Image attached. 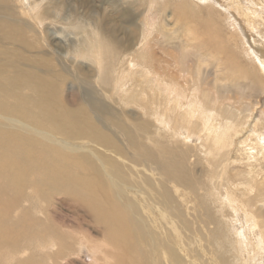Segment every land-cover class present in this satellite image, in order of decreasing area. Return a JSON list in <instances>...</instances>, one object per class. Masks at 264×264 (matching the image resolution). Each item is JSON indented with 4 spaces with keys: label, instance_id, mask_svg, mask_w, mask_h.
Instances as JSON below:
<instances>
[{
    "label": "bare ground",
    "instance_id": "obj_1",
    "mask_svg": "<svg viewBox=\"0 0 264 264\" xmlns=\"http://www.w3.org/2000/svg\"><path fill=\"white\" fill-rule=\"evenodd\" d=\"M131 1L135 10H137L138 5L145 0ZM102 2L114 5V0H102ZM191 3L187 0H180L178 5L186 10L189 15L199 16V10L204 9V7L199 9L197 4L193 6ZM165 4L161 3V6L165 7ZM252 4L257 6V1L252 0ZM207 6H209L208 9L204 10L207 14L210 13L211 16L212 12H209L211 5ZM176 9L179 8L176 7ZM16 10L20 11L22 16L24 10L28 17H32L36 23L42 26H45L47 21H72V23L69 22L70 25L65 26L64 24L65 27L72 30L71 33L75 36L70 42L71 49L78 57L92 62L98 75H96L95 91L97 99L91 98L92 104L97 108L96 111L104 109V100L108 98L107 91L109 87H114V92L129 98V93L123 88V81L127 79L124 76L129 73L127 75L124 73L125 68H117L114 72L116 71V74H119L114 79V72L110 71L107 65L108 56L111 53L109 41L114 37L111 33L106 37L101 26H99V21L94 20L93 16L85 15L84 18L77 14L73 15L70 13L72 8L66 2L59 4L57 0H0V36H10L15 32L21 34L18 32L16 18L13 16L16 14ZM254 10L247 9L244 16L247 17ZM114 15L120 16L119 5L115 6ZM161 16L159 8L152 10L150 19L148 18L149 20L146 21L154 22L144 25V31L136 28L138 29L136 35L131 30L130 36L125 38V42L130 43L135 40L131 46L135 44H137V47L140 45L141 47L146 46L150 41L151 30L156 28L157 19ZM145 17L147 16L145 15ZM251 17L252 15H250L249 20ZM259 23L264 26L263 21ZM146 27L150 30L148 31ZM27 31L32 33L30 25L27 26ZM204 33L209 36L211 34L210 29L204 27ZM261 33L262 39L258 40L256 37L254 41H251L253 44L250 42V48L241 36L240 43H232L236 47H238L237 44L242 47V51H239L240 55H234V64L237 69L228 71L231 75V78H226L229 83L225 82V78L222 83L223 80H218L219 77L211 82L213 89L210 88L211 86H209L199 67H197L195 73L190 71V69H193L191 65L185 62V53L179 52L180 54L178 53L177 57L169 54V58H164L161 54L155 57L154 61L156 63H153L149 58L153 49L149 46L143 49L142 60L136 62L138 65L131 70L141 80L127 79L131 85L138 88L137 91L132 92L130 99L133 104L142 105L141 108L147 118L143 117L148 121L143 126L147 127V131L134 124L132 130L135 134L131 133L129 127L132 123H127L126 121H129L127 118L121 124L114 121V126L120 130L118 133L125 140L132 143V148L137 153L135 160L138 161L142 158L140 152L141 141L145 147L144 155L148 157L149 161H142L141 165L143 167L149 165V171L158 169L161 173V179L157 181L158 188L161 189L159 192L162 193L160 198L168 196V184L172 185L176 194L186 197L185 194L189 193L191 196H187V199L194 198L195 201L196 197L203 198L200 203L203 217L199 213L200 216L194 220L195 226L192 233L187 230L180 231L176 221L170 225L172 231L166 242H171L172 245H169L167 249L169 247L177 249L178 255H175L172 250H168L167 253L163 251V247L155 239L156 233L148 228L147 224L158 228L157 216H150L146 220L135 216L136 209L133 203L125 201L127 193L120 188V184L122 185L119 180L121 168L116 162H114V170L102 166L95 167L97 176L94 175L93 179L94 181L97 179L100 181L96 184L95 189V187L80 178L81 173H83L81 170L82 161L90 168L93 166L90 159L84 158L83 155H68L62 147L54 148L52 145L43 142L39 137L11 132L9 133V143L13 147V151L7 160L0 163V177H2L0 178V189L8 192L11 190L17 196L16 187L19 179H17L15 168H19L20 164L15 157L20 158L23 155L26 166H32L35 161H41L42 164L51 167L53 180H48H59L65 183L62 188L64 193L77 199L81 198L88 203V207L89 199H93L94 211L100 215L98 222L105 227L108 237H106V240L115 249L113 264H160V258L172 264H179V261L186 264H203L208 250H216V256L208 259V261H217L215 264H219L222 260L227 263L231 261V264H264V175L261 170L256 169L254 164L256 157L257 160L264 161V109L260 108L259 117L253 118L254 107L258 103L256 96L264 91V32ZM210 41H214L213 46L216 44L212 48L216 55L220 54L221 49L224 50L223 41L209 38ZM197 46L201 47L203 43ZM212 50H210L209 55L213 52ZM191 51L190 54L192 55ZM8 52H4L5 57ZM202 52L204 53V51ZM201 54L194 55L197 60L203 61L201 60L202 55L206 57L207 54ZM140 55L141 53L136 59ZM121 56L123 57V55ZM114 61H116V58ZM17 63L18 61L15 62V64ZM32 66L33 68L31 67L30 70L20 69L17 71V74L22 77L19 80L26 82V86L27 80L31 76H24V74L36 73L33 70L36 65L33 64ZM20 67L24 68V65ZM171 67L175 69V73L171 72ZM2 71L3 68H0V77L3 79ZM178 74L179 79H177ZM5 78L8 79L7 76ZM180 79L183 86L192 83L189 91L182 88L179 83ZM217 81L220 84H217ZM5 84L4 81H0V86ZM16 85L18 84L15 82L14 89L0 87V115L17 114L34 124L44 125L61 133L60 121L78 129L73 134L76 138L82 134H88L94 126V121L89 115L90 110L83 103L73 105L75 103L72 102L73 107L60 105L57 100L53 99V92L50 93L52 98L47 102L40 86L38 88L34 86L31 94L28 89L22 93L16 91ZM135 92L138 93L137 100H134L136 99L134 98ZM236 98H241L238 101L239 108L231 101V99L235 101ZM55 105L58 108H55ZM7 108L11 111H8ZM108 108L114 110L112 107ZM68 113L69 115H67ZM105 117L109 121L116 120L111 115H105ZM252 122L249 135L243 137V134L247 131L246 127ZM151 124L154 125V127L152 125L154 136H151L153 131L151 134V129H149ZM19 126L20 129L31 131L53 143L51 135L47 131L24 120L19 121ZM1 131L0 129V135ZM95 136L104 143L109 142V139L102 134L96 133ZM161 136H165L171 141H160ZM237 139H239L238 143ZM176 142L190 149H186L187 151H184L182 155L178 150L179 152L174 156L167 155L169 156V158L166 156L168 159L159 156L165 154L166 145L175 144ZM155 147L156 150H152ZM233 150L235 155L232 158L230 153ZM189 151L196 152L198 161L205 165L201 177L193 178L188 173L189 168L187 169L185 163ZM243 159L246 161L245 168L241 171L232 172L229 168L230 164L233 161L243 164ZM63 170L73 174L78 186L59 179V172ZM26 182L30 183V180L26 179ZM147 184L150 188L149 183ZM48 185L51 186V183H48ZM197 194L201 195L197 196ZM187 199L184 198V202ZM147 202L149 208L155 209L154 202H151L149 197ZM2 215L6 216L5 209ZM93 216H96V214L94 213ZM163 216L166 217V215ZM18 220L21 221L20 226L3 222V226L7 229L0 230V264H6L7 262L11 264H60L59 260L67 258L65 256L74 249L78 255L83 252H90L92 257L99 254L103 257H109L103 250V247L107 245L106 243L96 246L88 244L87 240L85 244L80 246L79 242L74 243L77 247L73 248L68 243L62 242L66 239V236L63 237V235L59 237L61 242L60 247H58L56 237L50 236L48 233L38 235L34 230H31L29 238L24 241L31 242L28 246L31 252L26 246H23L27 250L25 259L23 261L20 259L15 260L14 258L18 256L15 254L13 257L12 250L16 252L13 241L18 242L19 238L14 235V232L24 230L25 232L22 233H27L29 231L28 224L31 222L30 219L21 217ZM197 225L206 230L212 228L213 225L212 229L217 233L216 242H212L211 246H208L209 240H205L200 247L187 248L196 240L193 233H196L195 227ZM141 246L144 248L147 246L153 250V254L144 256V261ZM53 247L54 249H52ZM225 248L229 250L230 261L225 259ZM160 250L163 252L162 256L158 255Z\"/></svg>",
    "mask_w": 264,
    "mask_h": 264
},
{
    "label": "rangeland",
    "instance_id": "obj_2",
    "mask_svg": "<svg viewBox=\"0 0 264 264\" xmlns=\"http://www.w3.org/2000/svg\"><path fill=\"white\" fill-rule=\"evenodd\" d=\"M57 1L59 4L66 2L67 5L72 8L70 13L73 15L77 14L84 18L86 16H93L94 20L96 19V21H99V26H101L105 36L108 37L111 33L114 37L109 41V50L111 53L108 56L107 65L110 71L114 72L117 68H125L124 73L126 75L129 74L124 76V78L139 79V81L141 80L139 76L131 70L134 66L138 65L136 62L142 60L143 49L149 46L153 49L149 57L153 63H156L154 61L155 57L161 54H163L164 58H169V54L177 57L179 52L185 53V58L187 60H185V62L191 65L193 69H190V71L195 73L197 67H199L201 69L200 71H202L201 73H203V76L207 79L209 86H211V82H214L218 77V80L221 81L225 78V82L229 83L226 79L231 78L228 71L237 69L234 64V55L239 56V51H242V47L238 44V47H236L232 43H240L241 36L246 45L250 48V42L254 41L256 37L258 40H261V32H264V26L259 23L261 21L264 22V0H256L257 6L252 4V0H187L190 3L193 2L194 4L191 3L193 6L197 4L199 9L200 7L208 9L209 6L207 5H211L209 8V12H212L211 16L210 13L207 14L206 10L203 8L199 10V16L189 15L186 10H183L180 5H178L180 0H145L138 5L137 10H135L131 0H114V5L103 3L102 0ZM161 3H166L165 7H162ZM116 5H119L120 16L114 15ZM176 7L179 9H176ZM155 8H159L162 16L157 19L156 28L151 30L152 33L150 34L149 43L143 47H141V45L137 47V44L131 46L135 40L126 43L125 38L130 36L131 30L136 35L138 29L144 31V25L154 22L146 20L148 18L150 19L152 10ZM247 9L255 10L252 14L245 17L244 15ZM22 12L23 16L20 11L17 10L16 14L13 15L16 18L15 22L18 25V32L21 34L15 32L14 34H10V36H0V59H2L0 60V68H3L1 74L4 75L3 79L0 77V81L6 83L4 86L0 87L14 89V84L16 82L18 84L15 87L16 91L22 93L28 89V92L32 94V88L34 86H36V88L40 86V88L43 89L42 93L45 95L44 97L47 102L52 98L50 93L53 92V99L57 100L60 105L73 107V105L83 103L90 110L89 115L94 121V126L88 134H82L80 137L76 138L73 134L78 129L72 128L68 124L60 121L61 133L47 126L34 124L14 113V115H0V129L2 130L0 135V163L7 160L13 151V147L9 143V133L11 132L30 137H39L43 142L52 145L54 148L58 149L62 147L64 149L63 151L68 155H83L84 158L90 159L93 165L90 168L82 161L81 170L83 173H81L80 178L82 181L95 187V189L96 184L100 182L99 179L96 181L93 179L94 175L97 176L95 167L98 168V166H102L103 168L114 170V162H116L121 168L119 180L122 185L120 184V188L124 189L127 193L125 201L133 203L136 209L135 216H139L144 220L150 216H157L158 228H154L152 225L149 226V224H147L148 228L156 233L155 239H157L159 244L163 247V251L167 253L168 250H172L175 252V255H178L177 249L172 247L167 249L169 245H172L171 242H166L172 231L170 225L176 221L180 231L187 230L192 233L195 226L194 220L200 216L199 213L201 217H203V213L201 212L202 207L200 205L203 198L200 196L196 197L195 201L194 198L187 199V196H191L189 193L185 194L187 195L186 197H183L181 194H176L171 184H168V196L160 198V194L162 195V193L159 192L161 189L158 188L157 182L158 179H161L160 171L158 169L149 171V165L147 167L141 165L142 161L149 162L148 157L144 155V144L140 141L142 158L136 161L135 158L137 153L132 148V143H129V140H125L124 137L118 133L120 130L114 126V121L121 124L127 119H129V121H126L127 123H132L129 127L131 133L135 134L132 130V125L134 124H137L147 131V127L143 126L148 121L144 110L141 108L142 105L137 106L133 104L130 99L132 92L137 91L138 88L135 87V85H131L127 79L124 80L123 88L129 93V98H125L121 94L114 92V87H109L107 91L108 98L104 100V109L96 111L97 108L92 104L91 98L97 99V95L95 94L97 72L92 62L78 57L71 49L70 42L75 36L71 33L72 30L65 26L70 25L72 21H69L71 23L62 20L47 21V24L42 26L36 23L32 17H28L24 10ZM145 15L147 17H145ZM250 15H252V17L249 20ZM29 25L32 28V33L27 31V26ZM204 27L210 29L211 34L209 36L204 33ZM146 29L148 28L146 27ZM149 30L150 29H148V31ZM193 36L197 38L195 37L194 39ZM209 38H214V40L216 38V40L224 42V50L221 49L220 54L216 55L212 50L216 44L213 46L214 41L209 42ZM201 43H203V46L196 47V45H201ZM251 43L253 44V42ZM210 50L213 51H211L212 56L211 54L209 55ZM5 51H9L6 57L4 54ZM202 51H204V53ZM140 53L141 55L136 59ZM201 53H206V57ZM194 54L196 56L201 54V60L203 61L197 60ZM121 55L124 57L123 61ZM115 58L116 61H114ZM16 61H18L17 64H15ZM33 64L36 65L33 69L36 73L24 74V76H31L27 80L26 86V82L19 80L22 79V77L17 74V71L20 69L30 70L31 67L33 68ZM22 65H24V68L20 67ZM171 72L175 73L173 67H171ZM117 74L116 71L113 73L114 79L117 77ZM5 76H7L8 79L5 78ZM177 79H179V74L177 75ZM223 82L224 80L222 83ZM179 83L182 88L188 91L192 87V83L184 84L183 86L181 84V79ZM217 84H220V82L217 81ZM210 88L213 89L212 86ZM135 93L134 98L136 99L134 100H137L138 93ZM256 99L258 103L254 107L253 118L259 115L260 108L264 109V91L258 93ZM239 100H241V98H236L235 101L231 99L238 108L240 107L238 103ZM72 102L75 104L72 105ZM247 102H249V100H247ZM108 107H112L114 110ZM55 108H58V106L55 105ZM7 110L11 111L9 108H7ZM67 115H69V113ZM105 115H111L115 117L116 120L109 121L106 119ZM21 120L27 121L33 126L50 133L53 143L48 142L44 137L36 135L31 131L20 129L19 121ZM252 124L253 122L246 127L247 131L243 134V137L249 135ZM152 125L153 124L150 125L151 127L149 126V129H151V134L153 131V135L151 136H154V125L153 127ZM96 133L104 135L109 139V142L104 143L98 139L95 136ZM160 141L169 142L171 140L167 137L165 138V136H161ZM238 142L239 139H237V143ZM162 149L164 150V148ZM186 149L190 148H186L185 145L179 142L175 144L171 143L166 145V149L164 150L165 154L159 156L168 159L169 156L171 157L177 154L179 152L178 150H180V154L182 155L184 151H187ZM152 150H156V147ZM189 152H187V160L189 159V163L187 160L185 163L187 169L189 168L188 173L193 178L197 176L201 177L205 165L198 161L196 152ZM234 155L235 151L233 150L230 153V157L233 158ZM22 156L20 158L15 157L20 164L19 168H15L17 179H19L16 187L17 196H15L11 190L8 192L0 189V230L4 231L7 229L3 226V222L20 226L21 221L18 220L19 217L31 220L30 224H28L29 231L27 233H22L25 232L24 230L14 232V235L19 238L18 242L13 241L16 246V252L12 250L13 257L15 254L18 256L14 259H20L22 261L25 259L27 250L23 246L28 248L31 242L24 241L29 238L30 231L34 230L38 235L48 233L50 236L56 237L58 247H60L61 242L59 237L63 235V237L66 236V239L62 242L68 243L69 246L73 248L77 247L74 243L79 242L80 246L81 244H85L87 240L89 242L88 244L91 245L99 246L103 243L107 244L103 247V250L109 257H103L100 254V256L95 255L92 257V253L90 252H83L78 255L74 249V251H70V253L65 256L67 258L64 257L65 259L59 260L60 264H113L115 249L108 244L106 240V229L103 224L98 222L100 220V215L98 212L94 211L93 199H89L88 207V203L81 198L77 199L64 193L62 188L65 183L59 180H48L52 179L51 167L42 164L41 161H35L32 166H26ZM196 161L198 162L196 163ZM242 161L243 164L233 161L230 164V170L232 172L243 170L246 166V161L244 159ZM254 164L256 165V169L261 170L264 175V161L257 160L256 157V162H254ZM152 167L154 166L152 165ZM231 171L230 173H232ZM59 175L60 180H66L68 184L78 186L73 174L63 170L59 172ZM26 179H29L30 183H27ZM48 183H51V186H49ZM147 183H149L150 188H148ZM198 195L201 194H197V196ZM148 197L151 202H154L155 209L149 208L147 204ZM184 198L187 199L185 202ZM194 206H196V208H194ZM4 209L6 210V216L2 215ZM94 213L96 216H93ZM163 215H166V217ZM182 227H184V229H182ZM211 227L213 228V225ZM195 228L197 231L193 233V235L196 240L192 245L187 246V248L200 247L205 240H209L208 246H211L212 242H216L217 233L214 229L210 228L206 230L199 225ZM52 249H54V247ZM141 249L143 261L146 254H153V250L150 247L146 246L144 248L141 246ZM55 250L57 251L58 249ZM29 251L31 252L30 249ZM224 252L225 259L230 261L229 250L225 248ZM216 253V250H208L203 264H215L217 261H208V259L215 257ZM162 254L163 252L161 250L158 251L159 256H162ZM6 264L11 263L7 262ZM160 264L172 263L160 258ZM179 264L186 263H181L179 261ZM219 264H231V261L227 263L225 260H222Z\"/></svg>",
    "mask_w": 264,
    "mask_h": 264
}]
</instances>
